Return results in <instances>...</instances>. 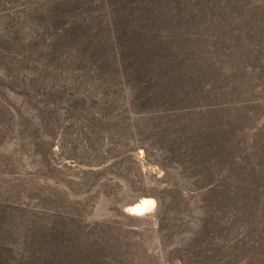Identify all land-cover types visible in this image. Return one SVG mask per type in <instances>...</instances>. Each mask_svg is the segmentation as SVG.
Segmentation results:
<instances>
[{
    "label": "rangeland",
    "instance_id": "obj_1",
    "mask_svg": "<svg viewBox=\"0 0 264 264\" xmlns=\"http://www.w3.org/2000/svg\"><path fill=\"white\" fill-rule=\"evenodd\" d=\"M0 264H264V0H0Z\"/></svg>",
    "mask_w": 264,
    "mask_h": 264
},
{
    "label": "bare ground",
    "instance_id": "obj_2",
    "mask_svg": "<svg viewBox=\"0 0 264 264\" xmlns=\"http://www.w3.org/2000/svg\"><path fill=\"white\" fill-rule=\"evenodd\" d=\"M149 204H150L149 201H147V200H143L142 202L136 204V205L134 206L133 209H134V210H138V211H141V210L143 211L144 209L147 208V206H149ZM138 205H139V206L142 205L141 209H137Z\"/></svg>",
    "mask_w": 264,
    "mask_h": 264
}]
</instances>
